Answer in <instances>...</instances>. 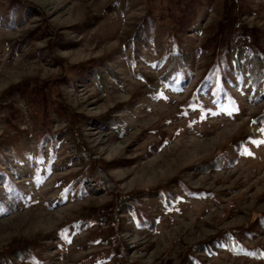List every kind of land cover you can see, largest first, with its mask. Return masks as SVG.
<instances>
[{
    "label": "rangeland",
    "instance_id": "1",
    "mask_svg": "<svg viewBox=\"0 0 264 264\" xmlns=\"http://www.w3.org/2000/svg\"><path fill=\"white\" fill-rule=\"evenodd\" d=\"M28 1L42 13L0 0V178L7 175L18 188L9 196L0 179L2 199L14 207L0 214V264H120L108 224L73 227L82 212L109 207L113 194L91 178L85 191L77 188L81 166L73 138L58 137L69 124L60 100L80 116L82 137L119 190L152 193L133 205L155 228L124 215L129 221L119 234L132 245L126 261L264 264L227 247L193 250L225 230L243 231L249 247L264 245L258 223L264 130L254 122L264 110V86L254 88L246 68L233 71L223 80L221 100L205 78L218 60L208 42L225 19L227 0ZM241 4L239 17L264 52V0ZM182 19L189 27L184 32ZM45 21L60 44L41 31ZM144 21L143 40L131 45ZM179 46L192 63L167 82ZM92 70L104 78L96 80ZM221 154L238 161L197 170ZM163 192L177 194V202L155 198Z\"/></svg>",
    "mask_w": 264,
    "mask_h": 264
},
{
    "label": "trees",
    "instance_id": "2",
    "mask_svg": "<svg viewBox=\"0 0 264 264\" xmlns=\"http://www.w3.org/2000/svg\"><path fill=\"white\" fill-rule=\"evenodd\" d=\"M11 1L14 5L25 9V11H38L39 13H42V10L37 5L28 0ZM241 1L242 0L226 1L225 5H228L226 6L227 9L224 14L225 19L219 28L216 38L210 39L208 42L211 45L213 43V53L218 60L212 63L209 71L205 75V78L207 77L212 79V85H215L219 88V97L221 100L223 99L222 92L224 90L223 80H225V78L227 79L229 74H231L233 71L241 73L243 69L246 68L248 79L250 80L251 85L254 88H257L261 84L264 86V52L259 49V45L258 42H256L255 36L252 35L251 31L246 27L244 22L239 17L242 9ZM115 8H117V5ZM44 23V27L43 29L41 28V31L43 30V32L48 35L49 38H51L52 45L60 44V42H62V38L59 37L60 34L55 29H53L47 21ZM147 25L148 23L144 21L142 27L133 33L134 35L131 40V45L143 40V32H145ZM179 25V30L182 32L188 30L189 28L185 23V19H182ZM38 32L39 30L31 33L29 40H32ZM171 58L172 60L163 79L167 82L178 77L181 78L184 71L183 69L187 68L188 65L192 63V58L185 54V51L181 48V46L172 50ZM230 61L234 69H231L230 67L227 68L230 65ZM218 62H221L224 65L221 67L222 69L219 68V65L217 68ZM219 69L220 71L218 73ZM83 71H85V69ZM97 72V70H92L91 72L96 80H101L104 78L103 75ZM59 103L60 106H58V109L61 111V113L68 117L69 124L63 131L58 133V137L62 138L65 136V134H68L71 138H73L75 145L74 150H76V157L78 159V163H80L81 166V173L77 179L79 187L77 188H79L81 192L85 191L84 184L86 183L87 178H91L94 181L100 183L101 187L105 189H111L113 194V200L109 207L88 209L85 212H82L83 214L73 222V227L81 228L85 225L108 224L111 229L110 241L114 243L116 246L115 249L118 250L117 262L120 264H138V262L133 263L126 261V253L130 250V248H132V245L124 242L122 237H120L119 230L124 223L129 221L127 217H124L126 214H131L134 216L135 221H137L136 223H145L148 227L155 228V226H152L151 221L145 220L141 216V213H144V211L133 205V202L137 204L139 202L146 201V198L152 196V193L149 192V190L135 192V194H124L122 191H120L111 176L107 174L108 172L105 165L96 158V155L92 150H90L84 140V137H82V121L80 116L73 112V109L67 106L63 100H60ZM114 122L115 119H112L108 123L113 125L115 124ZM254 122L256 124L259 123L262 130H264V110L254 117ZM239 153L246 154L245 148L242 147ZM237 161V157L228 159L223 154H221L212 161L198 165L197 170L206 173L210 172L211 169L232 167L237 163ZM0 179L3 187L2 191H5L9 196L17 193L16 190H18V188L12 182V179L8 178L7 175L2 176ZM188 193L189 195L196 197L197 194H199V191L189 189ZM143 198L145 200L141 201ZM155 198L160 200L164 205L168 206L172 205L178 200L177 194L174 192H163L157 194ZM9 202V200L7 202L2 199L0 191V214L9 213L14 209L12 204ZM258 223L261 226L264 225V215L259 218ZM242 232L243 231L240 230H225L219 235L213 236L209 240L200 242V244L194 246L193 250H201L210 254L213 249L227 247L237 257L245 256L249 258H264V245L249 247L240 239ZM4 260L8 263L11 262L8 258H3V261Z\"/></svg>",
    "mask_w": 264,
    "mask_h": 264
},
{
    "label": "snow or ice",
    "instance_id": "3",
    "mask_svg": "<svg viewBox=\"0 0 264 264\" xmlns=\"http://www.w3.org/2000/svg\"><path fill=\"white\" fill-rule=\"evenodd\" d=\"M233 111H238V109H235V108H234Z\"/></svg>",
    "mask_w": 264,
    "mask_h": 264
}]
</instances>
